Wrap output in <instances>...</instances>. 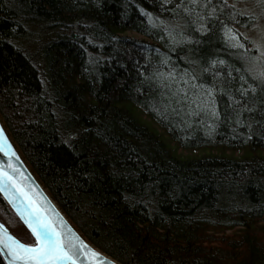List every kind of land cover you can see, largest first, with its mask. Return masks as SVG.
Instances as JSON below:
<instances>
[{
	"label": "trees",
	"instance_id": "1",
	"mask_svg": "<svg viewBox=\"0 0 264 264\" xmlns=\"http://www.w3.org/2000/svg\"><path fill=\"white\" fill-rule=\"evenodd\" d=\"M260 11L264 0H0L4 131L120 264H264V77L245 35ZM151 123L176 150L239 155L176 157ZM0 221L32 240L1 196Z\"/></svg>",
	"mask_w": 264,
	"mask_h": 264
},
{
	"label": "snow or ice",
	"instance_id": "2",
	"mask_svg": "<svg viewBox=\"0 0 264 264\" xmlns=\"http://www.w3.org/2000/svg\"><path fill=\"white\" fill-rule=\"evenodd\" d=\"M190 2L195 4L197 0ZM224 2L226 4L227 0ZM185 11L190 10L185 8ZM210 15L214 13L210 12ZM199 27L204 30V24H200ZM225 35L230 40L236 39V44L240 47L244 46L237 38V34L227 26ZM212 63L215 64L216 61ZM260 75L264 77V73ZM241 91L247 95L246 89ZM215 111L213 108L214 114ZM237 119L239 122V117ZM2 150L0 148V151ZM8 167L11 168V165ZM0 192L10 200L31 235L35 237L34 242H22L0 223V254L6 253L8 264H83L81 257L87 258L89 264H112L102 258L101 253L86 245L71 229L66 228L63 221L57 223L58 216L54 209L46 206L48 204L46 198L33 193L30 185L15 169L9 172L0 168Z\"/></svg>",
	"mask_w": 264,
	"mask_h": 264
},
{
	"label": "water",
	"instance_id": "3",
	"mask_svg": "<svg viewBox=\"0 0 264 264\" xmlns=\"http://www.w3.org/2000/svg\"><path fill=\"white\" fill-rule=\"evenodd\" d=\"M0 148L3 150L0 151V168H4L5 170L12 172L13 169L16 170L17 173L23 176L25 182L30 185V189L33 193H35L37 196L42 195L46 198L48 204L46 205L50 209H54L55 214L58 216L57 223H60L63 221L64 226L66 228L71 229L86 245L94 249L95 251L101 253L102 258L107 259L108 261L112 262V264H119L117 263L113 258L110 256H107L102 251H99L95 246H93L91 243L89 244L83 236H81L76 229L71 225L69 222V219L66 217V215L63 214L62 210L60 209L59 205L55 203V201L51 198V196L47 193L46 189L38 182L34 174H32L26 164L23 160H21L19 154L16 152L13 143L9 140L7 133L4 131V128L0 122ZM8 153H11V155H8ZM11 165V168L8 166ZM0 196L4 198L7 205L11 208L12 212L16 215V217L20 220L21 224L24 228L27 229L29 232L32 240L30 242H34L35 237L31 235L30 230L27 228V226L23 223L19 215L17 214L15 208L13 207L10 200L2 193L0 192ZM0 223H2L0 221ZM3 224V223H2ZM5 226V225H4ZM9 231V229H7ZM10 232V231H9ZM11 233V232H10ZM29 243V242H28ZM3 261H5L6 264L7 258L6 253L0 254ZM81 261H83V264H89L87 258L81 257Z\"/></svg>",
	"mask_w": 264,
	"mask_h": 264
},
{
	"label": "rangeland",
	"instance_id": "4",
	"mask_svg": "<svg viewBox=\"0 0 264 264\" xmlns=\"http://www.w3.org/2000/svg\"><path fill=\"white\" fill-rule=\"evenodd\" d=\"M237 1L240 2L242 0H237ZM246 10L249 13L252 12L251 9H246ZM262 11L256 13V17H259V18H257V20L255 22V25L251 28V30L245 32V35H247L252 40L253 46H255L256 51H257L256 52L257 58H256V60L254 62V65L251 66L252 67L251 68V73H252L253 76H256V77H260L261 76L260 74L264 73V13ZM32 33H34V35ZM32 33L31 34H32L34 40H28L24 44L26 46V49H28L29 52H31V53H33L36 49H38L39 44L43 41V38L41 37L40 34H36V32H33V31H32ZM127 34L128 35H134L132 32H128ZM147 126H149L151 130H153L154 132L158 133L159 136L162 137L163 141L166 143V146H168V148L171 150V152L176 157H179V158H182V159L183 158H194V157L204 156V154H220V155H223L224 157L227 156V157H231V158L232 157H237L239 155V154H235L234 151H230V150L222 151V149H220V148H215L213 150L209 149V148H204V149L203 148H197V149H193V150H186V149H183V150L178 149V150H176V148H177L176 144L172 140H170V138L168 136H166V134L164 133L163 129L157 127L153 123H151V124H149ZM14 148H15L16 152L18 153L19 152L18 148H16L15 146H14ZM239 153L240 154H244L245 153L247 155L249 153V151H246L245 149H243ZM256 153L257 154H262V151H258ZM18 154H19L20 158H21V156H23V154H21L20 152Z\"/></svg>",
	"mask_w": 264,
	"mask_h": 264
},
{
	"label": "bare ground",
	"instance_id": "5",
	"mask_svg": "<svg viewBox=\"0 0 264 264\" xmlns=\"http://www.w3.org/2000/svg\"><path fill=\"white\" fill-rule=\"evenodd\" d=\"M44 189H46V188H44ZM47 191V190H46ZM48 193V192H47ZM52 198V197H51ZM53 199V198H52ZM115 260V259H114ZM116 261V260H115ZM117 262V261H116ZM117 263H119V262H117ZM120 264V263H119Z\"/></svg>",
	"mask_w": 264,
	"mask_h": 264
}]
</instances>
